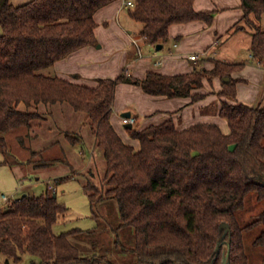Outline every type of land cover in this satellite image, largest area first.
Returning a JSON list of instances; mask_svg holds the SVG:
<instances>
[{"label":"trees","instance_id":"trees-1","mask_svg":"<svg viewBox=\"0 0 264 264\" xmlns=\"http://www.w3.org/2000/svg\"><path fill=\"white\" fill-rule=\"evenodd\" d=\"M113 1L30 0L16 5L0 0V153L10 151L7 134L14 129H27L20 139L30 138L33 121L43 118L41 107L68 103L86 114L84 124L90 125L106 163L101 184L92 181L90 171L85 186L93 214L97 216L94 207L99 203L117 199L121 226L134 230L136 264H225L229 250V264H252L245 234L262 226L255 244L264 248V209L246 223L240 213L250 196L264 202V105L238 101L233 73L244 62L201 56L212 60L213 67L181 74L150 71L144 78L124 70L115 78H97L94 86L52 73L58 60L98 42L95 14ZM134 2L127 7L128 14L142 23L138 34L153 45L168 41L172 24L198 19L211 24L216 12L198 11L195 0ZM241 7L244 16L233 29H252L249 50L264 67V0H242ZM216 77L222 81L219 114L228 121L229 133L217 122L180 129L173 118L140 128L136 116L128 128L139 142L136 147L112 122L120 83L138 84L151 95L191 97L195 102L206 95L198 92L206 80ZM66 137L71 143L84 140L82 133L68 132ZM53 146L33 149L32 155ZM68 210L49 190L39 196L25 194L8 208L0 206V253L17 263L30 254L38 258L31 264H113L108 254L82 249L78 238L89 229L54 231Z\"/></svg>","mask_w":264,"mask_h":264},{"label":"rangeland","instance_id":"rangeland-1","mask_svg":"<svg viewBox=\"0 0 264 264\" xmlns=\"http://www.w3.org/2000/svg\"><path fill=\"white\" fill-rule=\"evenodd\" d=\"M129 20L130 23L127 25V28L133 31L132 35L137 42H135L136 45H140L144 53L149 54V49L153 52L155 48L151 47V44L144 43L138 34L142 23L134 19ZM241 24H245V22ZM262 25L264 26V21H262ZM102 29L103 27H100V35L104 37L106 33L105 31L103 32ZM230 35L232 36L231 39L222 42L219 46L220 48H229L236 51L239 45L250 40L252 37V29L247 26L240 29L234 27ZM173 43V40L170 43L168 42L166 48H168L169 45L173 46ZM99 45L100 42L95 44L96 47ZM118 46L119 44L113 41L110 48L106 46L105 49L99 50L102 52V55H106L104 58L109 59L106 63L99 65L101 68L100 71L98 70L99 68L97 69L95 66H89L86 71L92 73L90 70L93 68V70H95L92 73L94 77L113 78L114 75H116L113 74L115 67L120 59H122V53H116ZM114 50L115 54L112 53ZM104 52H106V54H104ZM164 52L165 50L163 52L160 50L159 53ZM216 58L220 59L222 55L219 54ZM153 60H155V58ZM205 61L204 59L203 62ZM208 62L213 64L212 60H208ZM201 64L202 61L199 65H194V67H201ZM209 67L211 68V66H207V68ZM124 70L129 73V68L126 67L122 69L120 74ZM52 73L55 72L52 71ZM81 77L82 76H80V78ZM94 80L88 81L97 84V79ZM216 84L215 79L212 82L206 80L204 87L201 88V91H205L206 93V95L201 98L202 101L210 97L209 100L204 103V105L207 103L211 105L209 110L216 108L218 104L215 99L218 98L220 87ZM201 99H199V101ZM148 106L149 102L144 100L134 89L121 87L118 90L115 107L112 113V122L122 137L124 139L127 138V141L134 144L138 143V140L131 137L128 127L124 122V112L132 111L135 116L139 117V122L141 123L139 127L144 125L148 117L155 116L150 123L159 122V119H161L160 117L165 114H167V119L169 118L168 115L170 114L162 111L155 113V115L144 116L142 111H145ZM49 110L51 113H48ZM40 111L43 113V118L33 121L32 129L29 131L30 138L20 139L21 135L27 133V129L25 128H17L7 134L10 151L7 154L0 153L1 207L8 208L14 200L21 198L25 194L39 196L49 190L51 193H56L59 200L69 206L68 212L61 216L58 223L54 226V231L56 233L68 231L76 227L85 230L89 229L90 232L78 238V243L82 245L84 251L90 254H108L113 264H136L137 255L133 250L135 245L134 230L130 226H121L122 223L117 199L115 197L107 198L94 207L97 216L93 214L89 198L90 191H87L85 186L87 179L90 178V171L94 172L92 181H96L95 183L98 185L101 184V180L106 172V163L103 151L94 144L95 137L90 125L84 124L86 114L75 111L68 103L54 104L53 107L48 110L41 107ZM188 113L189 111H186V114ZM190 116L191 115L188 114L184 117L187 118ZM223 120L226 119L223 118ZM148 121L146 123H148ZM178 122L179 119L176 120L177 126L179 125ZM225 127V132L229 133L230 127L228 125ZM68 132L73 135L82 133L84 140L71 143L66 137ZM51 145H54L51 149L45 150L39 155H32L33 149L40 150L48 148ZM66 175L73 176L63 181H58V178ZM51 186H54V188H51ZM3 194L8 195L10 201L4 202L2 197ZM263 209L264 202H259L254 196H250L246 210L240 213L242 223L252 220V215ZM261 231L262 226H257L245 234L246 248L251 257L252 264H264V248L255 244V240ZM32 260H38V258L26 254L24 259L17 263L11 257L0 253V264H31Z\"/></svg>","mask_w":264,"mask_h":264},{"label":"crops","instance_id":"crops-1","mask_svg":"<svg viewBox=\"0 0 264 264\" xmlns=\"http://www.w3.org/2000/svg\"><path fill=\"white\" fill-rule=\"evenodd\" d=\"M10 1L13 4L20 5L30 0ZM241 3L242 0H195V8L198 11H216L213 22L209 24L205 20L198 19L185 23H174L170 26L168 41L161 44L162 47L160 49L157 47L158 45L151 44V47H154L155 50L151 52L149 49V54H147L142 52L140 45H136L137 42L132 35L133 31L127 28V25L130 23L129 19H132L128 14V8L123 5L122 0H115L99 9L95 14V19L98 23L96 35L100 45L98 47H96L95 44L87 45L58 60L53 67V72L61 77L68 78L81 84L91 86L96 85L95 83L88 81L98 78L94 77V74H92L95 70L92 68L90 70L92 73H88L86 70L89 66H95L97 69L99 68L98 70L100 71L101 68L99 65L106 63L109 59L104 58L106 55H102V52L99 50L105 49L106 46L110 48L113 41H116L119 44L116 53H122V59H120L113 72V74H116L114 77L120 74L122 69L126 67L129 68V74L137 78L146 77L150 71L165 74L187 73L195 68L194 65H199L201 61V66L213 67L214 64L209 63L208 60L203 62L204 59L202 60V58H200L203 56V53L206 52V54L208 53V55H206L207 57H213L215 59H217L216 56L218 57L219 54H221L222 58H220V60L234 63L244 62V67L233 73V76L238 79V101L248 105H264V67L254 61L251 56L249 50L251 38L248 42L245 41L239 45L236 51L229 48H220L219 46L222 42L231 39L232 36L230 33L233 26L243 18L244 10L241 7ZM262 21H264V14L261 18V25ZM100 27H103L102 31H105L106 33L104 37H101L100 35ZM1 33L2 28L0 27V34ZM141 40L146 44H150L142 37ZM172 40L174 41L173 46L169 45V47L166 48L167 43H170ZM160 50H162V52L165 50V52L159 53ZM112 53L115 54V50ZM104 54H106V52H104ZM192 54H199L201 56L198 59L193 60L190 57ZM154 58L155 60H153ZM80 76L82 77L80 78ZM215 82L221 90V78L216 77ZM121 87L134 89L144 100L149 102V106L145 111H142L141 109L146 117L155 115V113L161 111L168 113L170 114L168 115V119H170V117L173 118L175 123L176 120L179 119V125L177 127L180 129L198 122H217L221 125L224 132L226 128L225 126H229L228 121L223 120L219 114L221 101L223 99L222 96L218 95V98L216 97L217 99L215 100H217L216 102L218 103L216 108L209 110L211 105L208 103L204 105V103H206L210 97H207L203 101L202 99L200 101L198 100L194 103L191 97L170 98L166 96L151 95L145 92L140 85L126 82L118 84L116 97L118 90ZM201 90L202 89H199L198 92L205 93V91ZM114 107L115 103L113 110ZM186 111H189L188 114L191 115L190 117H184L188 115L186 114ZM132 115L135 116L133 113ZM166 115L167 114L160 117L161 119H159L160 121H157V123H150L155 116L150 117L151 119L148 117L144 125L140 128L146 127L150 124L162 123L167 120ZM137 120L139 122V117ZM147 121L148 123H146ZM124 140L136 147L139 146V142L134 144L127 141V138Z\"/></svg>","mask_w":264,"mask_h":264},{"label":"built area","instance_id":"built-area-1","mask_svg":"<svg viewBox=\"0 0 264 264\" xmlns=\"http://www.w3.org/2000/svg\"><path fill=\"white\" fill-rule=\"evenodd\" d=\"M122 2H123V5L126 6V7H132V6L135 5L134 0H122ZM202 55H203V56H206L207 54H206V52H205V53H203ZM200 56H201V55H199V54H192L190 57H191V59L196 60V59H198ZM251 56H252V54H251ZM124 122H125L126 124H129V123L134 124V123L136 122V117L133 116V115H131V116H129V117L124 116ZM51 188H54V186H51ZM2 197H3L4 202H8V201H10V197H9L8 195L3 194Z\"/></svg>","mask_w":264,"mask_h":264},{"label":"water","instance_id":"water-1","mask_svg":"<svg viewBox=\"0 0 264 264\" xmlns=\"http://www.w3.org/2000/svg\"><path fill=\"white\" fill-rule=\"evenodd\" d=\"M157 47L160 49V48L162 47V45H161V44H158ZM227 79L229 80V78H227ZM131 115H132L131 111L124 112V116H126V117H129V116H131ZM126 126H127L128 128H132V127H133V124L129 123V124H127ZM225 224H226V223H225ZM225 224H224V225H225ZM226 226H227L226 231H229V230H230V227H229L228 225H226ZM229 253H230V250L228 251L227 256H226V258H225V264H229V261H228Z\"/></svg>","mask_w":264,"mask_h":264}]
</instances>
